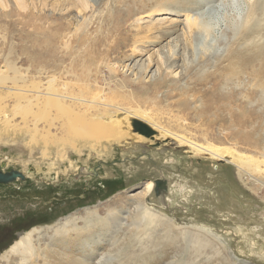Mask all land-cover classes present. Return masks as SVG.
<instances>
[{"label": "rangeland", "instance_id": "obj_1", "mask_svg": "<svg viewBox=\"0 0 264 264\" xmlns=\"http://www.w3.org/2000/svg\"><path fill=\"white\" fill-rule=\"evenodd\" d=\"M191 1L189 4L187 0H0V70L12 63L22 75L34 78L38 73L27 60L34 52L37 55L52 48L61 56L71 49H77L78 53L97 44V50L104 53L99 78L112 82L132 80L127 90L112 93L121 95L119 101L126 110L146 109L155 122L194 140L234 145L239 151L263 157L264 121L227 128L219 120L223 112L219 113L217 108L204 110L207 107L204 91L209 87L200 72L204 53L200 50L193 53L192 43L184 39L186 17L201 12L211 28L205 38V34L198 35L193 43L199 45L203 40L206 46L213 43L218 56H225L234 47L235 36L245 27V17L239 22L235 18L250 9L255 0H200L199 4ZM158 7L166 11H155ZM116 24L119 29L114 33L112 28ZM259 31L264 37V21ZM112 32L115 37L105 41ZM75 40L82 44L78 46ZM129 48L138 54L126 58ZM109 67L115 72H109ZM10 72L7 73L12 76ZM160 78L163 82H152ZM151 82L152 88L138 93V85ZM0 91V170L15 169L26 176L24 180L0 184V238L6 232L10 234L7 241L0 242V253L17 239L20 231L51 225L72 214L83 215L85 208L96 206L102 217L106 209L113 207L118 216L126 217L120 230L112 223L106 238L95 246L98 256L105 254L101 264H176L181 257V264H221V258L211 250L183 246L180 239L169 242V235L162 234L166 226L159 225L152 237L141 239V245L133 238L134 230L130 233L127 225L131 220L123 212L134 207L148 181L159 179L161 183L155 186L153 196L143 198L147 205L171 218L175 227L202 226L222 235L227 240L223 252L231 258L230 263L264 264V193H254V189L241 182L230 163L193 154L170 139H153L152 135L139 140L133 134V117L127 136L118 142L92 141L94 149L81 147V140L76 141L77 149L64 142L65 149H56L53 144L45 147L40 141H30V128L37 117L30 115L24 104L13 105L14 97H7L2 88ZM256 105H263L256 112L264 114V101ZM123 115L115 116L123 118ZM37 126H42V120ZM246 134L247 141L242 138ZM44 149L46 156L42 155ZM39 245L45 247L42 241ZM53 250L51 245L47 248ZM73 250L75 257L83 256L86 262L98 264L96 254L83 255L78 246ZM56 256L55 252L49 254L48 261H54ZM39 261L45 264L43 259ZM9 263L13 264V260Z\"/></svg>", "mask_w": 264, "mask_h": 264}, {"label": "bare ground", "instance_id": "obj_2", "mask_svg": "<svg viewBox=\"0 0 264 264\" xmlns=\"http://www.w3.org/2000/svg\"><path fill=\"white\" fill-rule=\"evenodd\" d=\"M187 2L189 4L192 3L191 0H187ZM199 2L200 0L195 1L197 4ZM164 9V7H158L155 8V11ZM244 17L245 27L239 31L242 33H238L241 36L238 37L236 34L235 41H232L234 47L230 45L232 48L222 57L216 53L217 47L213 43H209L207 46L203 45L204 40L199 45L193 43V39L198 35L202 37L205 34V38L208 35V29L211 28L201 12L188 15L184 24V33L186 34L184 39L187 40L186 42L192 43L193 46L190 45L193 47V53L196 54L199 50L204 53L205 62L201 63L203 66L200 72L204 74V82L209 84L203 96L204 98L206 97L204 105L207 106L204 110L216 111L217 108L219 113L223 112L221 116H218L219 120L227 128L230 126L242 128L250 121H258L260 123L264 121V114L256 112L260 109V106H263L256 104L264 101V37L259 31L264 21V0H255L252 7L250 6V9L247 8V11L243 13L241 12L238 19L235 18V21H242ZM112 29L114 33H117L119 26L116 24ZM230 31L232 32V30ZM209 32L212 31L209 30ZM114 33L112 32L110 37L108 36L104 40L109 41L111 38L113 39L115 37ZM102 42L103 40L100 41V44ZM76 43L78 46L82 44L75 40ZM96 46L98 45L91 46L86 51L82 49L83 51L81 50L82 52L78 53L77 49H71L61 56L51 50L52 48L50 51L46 49L43 53L40 52L41 54L37 55L34 52L35 54L33 53V55L27 58L30 65L34 68L35 74H39L35 75V77L33 76L34 78L22 75L16 68L17 66L15 67L12 63L6 64L0 70V89L5 90L6 96L14 97L15 103L13 105L20 107L21 104H24L30 115L39 118V120L36 118L33 126L30 128L31 142L40 141L45 147L49 146V144L52 146L53 144L56 149H65V144L68 143L73 149H77L76 141L81 140L83 141V145H80L81 147L88 146L94 149L95 144L92 141H95V143H98L101 139L105 140L106 143L120 141L128 132L131 126L130 119L133 117L146 122L154 130L152 134L153 139L155 137L165 138V140L170 139L177 146L187 147L188 151H191L193 154L205 155L211 159H222L235 167L238 178L248 188L254 189V193H264V156L256 157L242 152L243 150L239 151L234 145H218L209 140H205L202 143L194 140L188 134L170 130L162 123L155 122L152 119V115L146 109L138 111L136 109L134 112L126 110L119 101L121 95H118L120 97L117 94L114 95V90H127L130 84H132L130 83L132 80L128 81L129 79L123 78L120 81L112 82V80L107 78L100 79L98 74L103 62L104 53L102 50L98 51ZM133 49H130L129 54L124 56L130 58L137 55L138 52H135ZM66 59L68 60L66 61ZM206 67H209L208 69L210 70H207ZM109 69V72H115L113 68L109 67ZM8 71H12L13 75L10 76L7 73ZM116 79L118 78L116 77ZM152 82L158 84V82H163V78ZM152 82L148 85H138V93L146 92L149 86L152 88ZM113 92L114 94H112ZM129 96L132 97L130 92ZM142 103H145V101ZM153 103L157 104V101ZM246 103H249V105L246 106ZM234 105L238 106L237 109L233 108ZM118 113H124L123 118H117L115 115ZM226 114H230V116L227 117ZM127 116H130V118ZM3 117L5 118V116ZM40 120H42V126L38 127L37 122ZM121 124H123L125 130L121 129ZM154 128H157L159 133ZM37 132L39 133V138H37ZM134 133L136 134L135 137L139 140L147 138V136L136 131ZM250 133L248 135H252ZM248 135L243 136V140H249ZM46 154L47 149H44L42 155L46 156ZM88 172L90 171L84 170V173ZM154 184L155 181H148L144 186V190L137 196L139 200L137 199L138 201H136L134 207H127L123 212L125 214L128 213L129 217H127L131 220L127 225L130 233H132L131 230H134L133 238L141 245L143 244L141 239L152 237L153 233L158 230L159 225L166 226L162 234L169 235V242L175 243L180 239L183 242V246L187 247L188 245L195 250H211L221 258V264H232L230 263L231 258L228 259L223 252V247H226L227 240L225 242L222 235L213 234L211 230L202 226L194 228H188L187 226L175 227L171 218L166 217L163 215L164 213H160L156 208L144 202L143 198L145 195L151 194L153 196ZM152 200L155 199L153 198ZM113 208L106 209V214L103 217L97 213V207L95 206L85 208L82 213L83 215L72 214L51 225L30 227L15 242L0 253V264H10L11 260H13V264L16 262L18 264H42L39 261L40 259H43L45 264H57L55 262H58V264H70L79 260L78 264H90L86 262V258L83 256L75 257L73 248L76 246L81 249L83 255L96 254L95 257H98L97 262L101 264V260L105 259V254L98 256L95 253L97 252L95 246L103 238H106L105 233L109 230L108 228L112 223L119 226L117 229L120 230L121 222H124L126 219L125 216H118L117 211ZM78 220L81 223H78ZM224 231L223 233H232L233 236L237 234V231ZM22 232H18L17 235ZM142 235L144 236L142 237ZM223 236L225 238V234ZM46 239L50 241L47 242ZM72 240L76 243L74 244ZM40 241L45 244L43 249L39 245ZM115 243L117 242H113V244ZM50 245L55 248L53 252L57 255L54 261L51 262L48 261V257L53 252L47 251ZM109 260L111 261L112 258H109ZM181 260L182 257L178 258L176 264H181ZM61 261L63 262L60 263Z\"/></svg>", "mask_w": 264, "mask_h": 264}, {"label": "water", "instance_id": "obj_3", "mask_svg": "<svg viewBox=\"0 0 264 264\" xmlns=\"http://www.w3.org/2000/svg\"><path fill=\"white\" fill-rule=\"evenodd\" d=\"M131 125L134 131L143 134L145 136H152L154 133V130L150 128L148 124L145 122L138 120L137 118H132L131 119ZM17 179L24 180L26 177L21 171L15 170V169H10L7 171H2L0 170V184H6L13 182ZM161 180L156 179L155 180V186L160 184Z\"/></svg>", "mask_w": 264, "mask_h": 264}, {"label": "flooded vegetation", "instance_id": "obj_4", "mask_svg": "<svg viewBox=\"0 0 264 264\" xmlns=\"http://www.w3.org/2000/svg\"><path fill=\"white\" fill-rule=\"evenodd\" d=\"M207 157H208V156H207ZM216 160L224 161V160H222V159H216ZM154 187H155V184H154ZM154 187H153V188H154ZM25 231H26V230H25ZM23 233H24V232H23ZM20 235H21V234H20ZM9 236H10L9 232H6V233L0 238V242L7 241V240L9 239ZM18 237H19V236L17 235V238H18ZM14 241H15V240H14ZM14 241H13V242H14ZM5 249H6V248H5ZM5 249H4V250H5ZM4 250H3V251H4ZM3 251H2V252H3Z\"/></svg>", "mask_w": 264, "mask_h": 264}]
</instances>
